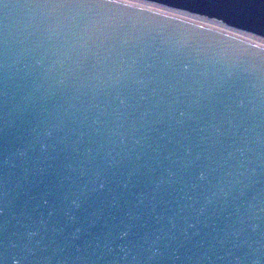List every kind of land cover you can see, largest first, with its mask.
Masks as SVG:
<instances>
[{"label":"water","instance_id":"water-1","mask_svg":"<svg viewBox=\"0 0 264 264\" xmlns=\"http://www.w3.org/2000/svg\"><path fill=\"white\" fill-rule=\"evenodd\" d=\"M143 1L0 0V264H264V0Z\"/></svg>","mask_w":264,"mask_h":264},{"label":"bare ground","instance_id":"bare-ground-1","mask_svg":"<svg viewBox=\"0 0 264 264\" xmlns=\"http://www.w3.org/2000/svg\"><path fill=\"white\" fill-rule=\"evenodd\" d=\"M125 1H130V2H134V3H138V4L148 5V6L152 7V8L156 7L158 9H161V10L166 11V12L180 14V15H184V16H187V17H193V18L195 17L194 15L192 16V15L184 13V11L181 12V11H178V10H175V9H172V8H168V7H165V6L161 7V6H158L156 4L148 3L147 1H143V0H125ZM205 22H208L209 24L214 25V26H216V27H218L220 29H224V30L230 31L232 33L239 34V35H241V36H243L245 38H248V39L253 40L255 42H259L261 44H264V40L263 39L257 38V37L252 36V35H249L248 33L239 32V30H237L235 28H231L229 26H224L223 24H216L215 23L216 21L213 22V21L207 20Z\"/></svg>","mask_w":264,"mask_h":264},{"label":"rangeland","instance_id":"rangeland-1","mask_svg":"<svg viewBox=\"0 0 264 264\" xmlns=\"http://www.w3.org/2000/svg\"><path fill=\"white\" fill-rule=\"evenodd\" d=\"M154 8H156V7H154ZM158 9V8H157ZM178 15H180V14H178ZM187 17V16H186ZM189 18V17H188ZM205 22V21H204Z\"/></svg>","mask_w":264,"mask_h":264}]
</instances>
